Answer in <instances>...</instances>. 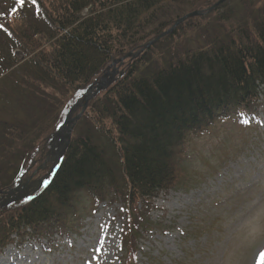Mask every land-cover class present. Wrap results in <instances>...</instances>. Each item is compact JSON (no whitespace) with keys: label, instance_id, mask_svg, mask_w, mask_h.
<instances>
[{"label":"trees","instance_id":"trees-1","mask_svg":"<svg viewBox=\"0 0 264 264\" xmlns=\"http://www.w3.org/2000/svg\"><path fill=\"white\" fill-rule=\"evenodd\" d=\"M214 2L0 0L1 190L36 147L48 145L86 89L109 66L117 69L75 122L51 179L0 210V248L13 234L75 230L79 205L70 196L84 192L92 212L106 198L124 202L130 229L121 236L122 264H137L132 231L157 224L148 215L152 199L181 188L188 140L259 119L264 0H224L208 11ZM195 10L204 16L176 23Z\"/></svg>","mask_w":264,"mask_h":264},{"label":"rangeland","instance_id":"rangeland-1","mask_svg":"<svg viewBox=\"0 0 264 264\" xmlns=\"http://www.w3.org/2000/svg\"><path fill=\"white\" fill-rule=\"evenodd\" d=\"M260 102L259 120L251 127L230 122L188 140L179 161L181 188L152 199L154 209L148 215L157 224L132 231L139 242L137 264H264V96ZM70 111L66 120L83 114L81 99ZM40 146L41 161L33 160L19 174L23 199L53 168L49 159L54 149ZM87 196H70L79 205L72 216L76 233L39 241L13 234L15 240L0 250V264H122L121 236L130 229L124 202L106 198L93 213Z\"/></svg>","mask_w":264,"mask_h":264},{"label":"bare ground","instance_id":"bare-ground-1","mask_svg":"<svg viewBox=\"0 0 264 264\" xmlns=\"http://www.w3.org/2000/svg\"><path fill=\"white\" fill-rule=\"evenodd\" d=\"M63 140H64V137H63ZM66 140H64V142H65ZM70 138L67 140V142H66V146H65V149H64V151H63V153H62V155H60L59 157L57 156V160H58V162H57V164H55V165H59L60 163H61V161H62V159H63V157H64V154H65V152H66V149L68 148V144H70ZM58 145H59V143H53V145H52V143H48V145H46L47 147L49 146V148H54V149H56L57 151L59 150V147H58ZM43 147V146H42ZM42 152V148H41V146L39 145L38 147H36L35 148V150L33 151V153L32 154H30V157L31 158H33V160H41V158L42 157H40V156H38V153L39 152ZM43 155V154H42ZM52 166V165H51ZM56 168H58V167H54L52 170L50 169V171H49V175H47V171L48 170H46L45 171V173L42 175V178H44V179H46L45 180V182L47 181H49L50 179H51V177H52V175L56 172ZM25 169H26V167H25ZM25 169L23 170V171H25ZM30 174V173H29ZM20 177V175H18V174H14V176H13V178H12V180H13V184L11 185V186H9V187H7L6 189H0V210L1 209H4V208H6V207H8L9 205H11V204H13V203H16V202H20L21 200H19V199H21V198H19V197H17V194L20 192V191H24L25 189H20V180L18 179ZM44 182V183H45ZM44 183L41 185V186H43L44 185ZM41 186H39L37 189H35L34 191H31V192H29V194H28V196H26V199H30L31 197H32V195L34 194V193H36L37 191H38V189L41 187ZM157 198H153V200L155 201ZM54 228H58V227H54ZM72 233H76L75 232V230H73V231H68L67 233H62V234H59V236H70ZM26 237V236H25ZM25 237H23V238H25ZM10 238H12V236L10 237Z\"/></svg>","mask_w":264,"mask_h":264},{"label":"water","instance_id":"water-1","mask_svg":"<svg viewBox=\"0 0 264 264\" xmlns=\"http://www.w3.org/2000/svg\"><path fill=\"white\" fill-rule=\"evenodd\" d=\"M224 0H218V2L217 3H215L212 7H210V9L209 10H211V9H213V8H215V6H217L218 4H220L221 2H223ZM201 12H199V11H194V12H191V13H188L187 15H185L184 17H182L181 19H179L176 23H179V22H181L182 20L184 21V19L185 18H187V17H190V16H194V15H198V14H200ZM175 23V24H176ZM169 31V30H168ZM167 31V32H168ZM160 37V36H159ZM159 37L158 38H156L155 40H157V39H159ZM153 41H149V42H147L145 45H143V48H145V47H148L151 43H152ZM143 48H142V50H143ZM139 52L140 51H138L137 53H129V54H127V56L126 57H128V56H130V55H132V57L133 56H136V55H138L139 54ZM125 57H122V59H120V61H122L123 59H124ZM110 75V76H109ZM108 76H109V78H108ZM113 78H114V73L112 72V74H110V73H108V72H106L98 81H96L93 85H91L88 89H87V91H86V93H85V95H84V98H83V102H84V108H86V106H87V104H88V102L87 101H89V99L91 98V96H92V94L94 95L95 93H97L99 90H103L104 88H105V86L107 85V84H109V83H111L112 81H113ZM82 112V111H81ZM81 112H79L80 114H78L77 116H75V117H73V118H71L70 120H66L64 123H63V126H62V128L55 134L56 136L57 135H60V134H63V130H64V128L67 126V125H69V127H68V131H67V133H65V134H63V137H64V140H66L65 142H64V140H63V142L64 143H62V145H60L59 146V150L57 151V155L56 156H60V155H62V153H63V151H64V149H65V144H66V142H67V140L70 138V135H71V130H72V127H73V123H74V121L75 120H77L79 117H80V115L82 114ZM67 138V139H66ZM61 157V156H60ZM59 157V158H60ZM17 197H19V195H17ZM20 198V197H19Z\"/></svg>","mask_w":264,"mask_h":264},{"label":"snow or ice","instance_id":"snow-or-ice-1","mask_svg":"<svg viewBox=\"0 0 264 264\" xmlns=\"http://www.w3.org/2000/svg\"><path fill=\"white\" fill-rule=\"evenodd\" d=\"M21 3H23V0H20Z\"/></svg>","mask_w":264,"mask_h":264}]
</instances>
